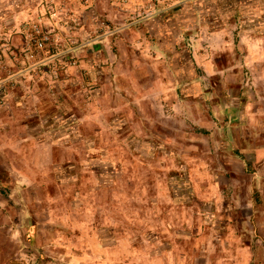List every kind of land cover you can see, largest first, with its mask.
I'll return each mask as SVG.
<instances>
[{
    "label": "rangeland",
    "instance_id": "obj_1",
    "mask_svg": "<svg viewBox=\"0 0 264 264\" xmlns=\"http://www.w3.org/2000/svg\"><path fill=\"white\" fill-rule=\"evenodd\" d=\"M199 1L0 0L4 92L43 91L65 107L61 124L52 106L29 131L0 123L14 157L25 130L54 140L62 161L29 187L4 179L0 264H234L225 250L217 263V237L249 246L239 264H264V29L249 28L264 23V0H235L241 14L222 16L221 33ZM191 10L181 33L191 57L175 38L162 50L161 17ZM95 44L103 56H90ZM121 238L130 244L114 247Z\"/></svg>",
    "mask_w": 264,
    "mask_h": 264
},
{
    "label": "crops",
    "instance_id": "obj_2",
    "mask_svg": "<svg viewBox=\"0 0 264 264\" xmlns=\"http://www.w3.org/2000/svg\"><path fill=\"white\" fill-rule=\"evenodd\" d=\"M210 1H213L215 3L212 6H207V5H209L208 3H211ZM219 1H221V0H202V1L198 2V5L200 6L198 8V11H201V13H205L207 11L211 12L215 16V18H217L216 20L219 22V28H217V27L213 28L212 30H214L213 31L214 33H221V32H225V30H226V28H221V27H223V25H226L228 23V22L223 23L222 22L223 20L220 22V20L222 19V16H227L226 18H229V17L233 18V17H235V15L241 14V12L237 11L238 6H237L235 0H231L229 2V5H228L229 7L224 6V2H219ZM191 14H192V10L188 14H184L183 12L182 13L181 12L175 13L174 14L175 17L173 19H172V15H170V18H165V16L168 14H165L161 17L162 21H159L157 28L162 31V33L160 35H163L165 33V44H166V42L168 43L165 46L163 44L161 45L162 50H165L164 48H166V49L171 48L173 43H174L173 39L175 38V40L177 42L183 41V43L181 42L182 46H180V49L179 48L177 49L178 51L176 53L179 54L181 52V50H185L187 52L186 56L191 57V54L189 52V48L187 49V46L189 45V41L183 40L184 38L181 36V33L183 32V29H184L183 26L186 25V22H188V21H184V20H187V18L189 17V16L187 17V15H191ZM237 23H239V22H237ZM237 23L235 22V25ZM231 24H234V23L231 22ZM262 26H264V23L261 24L260 26H254L255 28H252V27H249V28L253 29V30L259 29L260 31H262L264 29V27H262ZM6 27H7V25H6ZM240 27H242V26H239V28ZM157 28H156V30H157ZM235 28H236V26H235ZM262 34L260 33L259 35H262ZM175 35H176V37H175ZM154 38L155 39H153V40L157 41L156 35H154ZM168 38H170V39H168ZM12 44H15L16 46L17 45L21 46L23 44L22 37L21 36L20 37L19 36L14 37ZM152 45H150V49L153 50ZM101 50H103V49L99 45H96V44L92 45L91 50H90V56L94 57V58H98L100 56H103V54H101L102 53ZM175 55L176 54L173 53L172 57L174 58ZM193 59H194V61L191 60V58H189V63L193 62V64L191 63V65H193V67H195L194 69L201 71L204 75L208 76L209 78H217V80H218L217 75H220V74H218L217 70L214 68L215 65H213V69H211L210 71L205 70V69H201V67H199V65L196 64L194 57H193ZM178 60L183 61V62L181 61L182 65H185L184 62L187 61V60L185 61L183 58H179ZM212 71H213V73H211ZM20 90L11 89L8 93L3 92L0 94V123L3 124V126L5 128L10 127L13 122H16L15 123L16 126L19 125L23 129L25 127V129L28 131H29V127H27V126H33L34 124L38 125V126L42 125L43 120H37L39 118L37 111L44 110V108H48L51 106H52L53 110H57V118L60 121V124L62 123V120L65 119V115L63 114V109L65 107H63L64 105L60 104L59 101H57L56 104H55V101L48 100V99L42 101L41 100L42 97L45 96L44 92L38 91V90L35 91L34 88H33V90L36 92V94H38L36 97V100H38V101H33L35 99L28 97L23 92V89L21 91ZM101 91H98L97 94H101ZM46 104L49 106H47ZM121 105H122V108L126 106L123 104H121ZM226 109L228 112V113H226V115H228L229 123L230 122L232 123V115H230L231 114L230 112L234 111L236 108L235 107H228ZM113 110L115 112V108ZM19 117H21V122H19V120H18ZM67 120H72V115L67 117ZM69 124H71V123H69ZM21 135L23 138L21 137L22 139L20 141H17V146L15 147L16 157H14L13 154L10 152V150H13L11 146L7 145L8 146L7 148L6 147L5 148L0 147V189L4 183L8 184V180L6 182H4V179H6V177H9V179L12 180V183H13V179H14L16 181V183L20 184L19 186L26 185L27 187H29V186L34 185L33 180H32V175H30V174L34 173V171L38 172L37 170H43V169L47 168L50 164H51V168L54 172H56V170L61 169V167L58 165V163L56 164V161H58V160H55V154L56 153H55V151L52 150V147L55 148V146L52 144V143L55 144L54 140L52 142H46L45 140H42V139H35V141H33L35 136H29V133H27L25 130L23 131V133ZM10 154H12L11 156L13 158L10 156ZM5 157H9V162L6 161ZM59 157L61 159V155L58 152L56 154V159ZM14 158L16 160L15 162H13ZM59 163H62V161H60ZM30 164L32 165V168L34 170H29V168L26 169V167L30 166ZM38 184H40V183H38ZM10 188L11 187H7L6 189L8 190ZM44 190H45V188H43V191ZM109 226H111V224ZM116 229L119 230V227H116ZM221 239H220V237H217V247L219 248V250L217 251V263L223 261L224 257H226V256L229 257L228 254L223 256L222 252H224V250L231 255L230 261H232L231 259L233 257L234 264H239L238 259H236V257H237L236 253H238L239 251L247 252V255L245 258H248V255H251L248 245H246V246L241 245V247L238 249V245H236L237 244L236 241H234L235 243L230 242L227 244L224 241L226 239L225 237L224 238L222 237ZM124 241L129 243L127 238H125V239L121 238L120 240L117 241V243H115L114 247H117V248L122 247L123 248L124 247V244H123ZM223 245L227 246V247H223ZM170 251H172V250H170ZM123 252L124 251H122V252L119 251L118 253L122 254ZM249 262H250V259L246 264H250Z\"/></svg>",
    "mask_w": 264,
    "mask_h": 264
},
{
    "label": "built area",
    "instance_id": "obj_3",
    "mask_svg": "<svg viewBox=\"0 0 264 264\" xmlns=\"http://www.w3.org/2000/svg\"><path fill=\"white\" fill-rule=\"evenodd\" d=\"M33 29L35 30V32L37 34H40V30L38 29V26L37 25H33ZM48 37L47 36H43L42 38L36 40L35 42V47L38 48V49H42L44 43L47 41ZM26 57L27 58H33V53L32 51L30 50L29 47L26 48ZM3 67L0 65V70H2ZM9 77H7L6 79H0V94L3 93L6 89V81L8 80Z\"/></svg>",
    "mask_w": 264,
    "mask_h": 264
},
{
    "label": "trees",
    "instance_id": "obj_4",
    "mask_svg": "<svg viewBox=\"0 0 264 264\" xmlns=\"http://www.w3.org/2000/svg\"><path fill=\"white\" fill-rule=\"evenodd\" d=\"M173 12H171V13H168V15H166L165 16V18H170V15H172V18H174L175 17V15L174 14H172ZM164 18V19H165ZM192 64H193V62H191ZM249 164V163H248ZM247 164V165H248ZM254 197H255V201H256V203L257 204H259L260 202H259V200H260V197H259V193L256 191L255 193H254Z\"/></svg>",
    "mask_w": 264,
    "mask_h": 264
}]
</instances>
